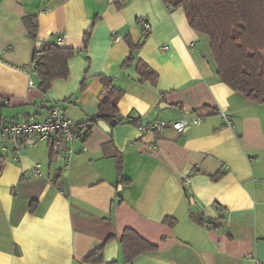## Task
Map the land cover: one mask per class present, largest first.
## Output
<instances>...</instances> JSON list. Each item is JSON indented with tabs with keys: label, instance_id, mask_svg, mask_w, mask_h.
<instances>
[{
	"label": "crops",
	"instance_id": "0c3cea01",
	"mask_svg": "<svg viewBox=\"0 0 264 264\" xmlns=\"http://www.w3.org/2000/svg\"><path fill=\"white\" fill-rule=\"evenodd\" d=\"M28 16L37 21L34 39ZM139 18L150 24L147 36ZM43 42L78 51L68 77L46 93L30 72ZM129 42L135 62L121 68ZM139 61L157 73L155 85L139 82ZM216 73L208 38L161 0H0V123L38 120L55 104L73 123H86L98 112L99 76L123 92L121 119L135 112L167 123L144 134L127 123L110 132L92 124L84 142L61 143L51 154L43 140L18 158L0 138V264L122 262L125 229L157 247L131 264H254L248 255L264 241V104L249 103ZM195 117L201 123L183 132L170 126ZM117 152L127 184L117 177ZM100 247L102 261L84 263Z\"/></svg>",
	"mask_w": 264,
	"mask_h": 264
},
{
	"label": "trees",
	"instance_id": "16d2710c",
	"mask_svg": "<svg viewBox=\"0 0 264 264\" xmlns=\"http://www.w3.org/2000/svg\"><path fill=\"white\" fill-rule=\"evenodd\" d=\"M161 1L169 9H182L189 27L199 35L208 38L211 56L217 67L218 80L249 103L264 104V0ZM23 23L29 37L34 39L37 31L35 17H25ZM89 34L90 30L83 37L82 51L85 54ZM129 47L130 53L123 60L121 68L129 67L135 62L134 51L137 46L129 42ZM77 53L78 51L73 48H63L47 42H43L33 53L30 72L37 79L38 88L42 93L49 90L52 82L68 77V61ZM135 71L140 83L156 84L157 73L142 61L136 63ZM99 78L102 90L99 95L97 115L86 123L76 124L82 142L90 136L92 124L101 121L107 125L110 132L120 123L117 105L123 92L113 86L110 77L99 76ZM85 82L86 79L80 83L79 91L85 88ZM3 106L0 102V108ZM115 162L119 183H129L123 178L121 153H115ZM60 176L61 173L56 172L52 182L56 183ZM220 177L221 174L217 173L211 179L216 181ZM32 206L33 203L30 205L31 211ZM163 221L169 226H173L176 222L168 217ZM119 246L122 262L113 261L108 264H131L137 256L157 249L132 229L123 230ZM102 250L103 247H100L93 251L86 257L84 263H100Z\"/></svg>",
	"mask_w": 264,
	"mask_h": 264
},
{
	"label": "built area",
	"instance_id": "2783aa9c",
	"mask_svg": "<svg viewBox=\"0 0 264 264\" xmlns=\"http://www.w3.org/2000/svg\"><path fill=\"white\" fill-rule=\"evenodd\" d=\"M137 23L141 28V34L147 36L150 32V24L140 18ZM113 38L115 41L119 40L117 36H113ZM61 42V38L55 39V43L60 44ZM28 86H33L30 80L28 81ZM220 116L224 126L230 128L232 126L230 116L224 112ZM120 123L130 124L142 134L162 131L167 125L166 122L159 120L143 121L135 112L120 119ZM200 123V118H183L172 122L170 126L176 132H183L189 126L199 125ZM0 138L3 142H9L12 145L14 156L18 158L24 149L31 148L40 141L47 140L50 142L51 150L55 153L60 149L61 143L71 144L80 140V135L77 125L68 118L66 112L58 104H55L38 120H30L25 115L16 120H4L0 124ZM33 172L34 174L39 173V165L33 168ZM213 208L218 210L219 205L213 204ZM248 258L254 264H260L255 252L250 253Z\"/></svg>",
	"mask_w": 264,
	"mask_h": 264
},
{
	"label": "water",
	"instance_id": "95a60500",
	"mask_svg": "<svg viewBox=\"0 0 264 264\" xmlns=\"http://www.w3.org/2000/svg\"><path fill=\"white\" fill-rule=\"evenodd\" d=\"M97 126L105 131L108 130V127L105 123L98 121ZM257 260L260 264H264V241H261L257 245Z\"/></svg>",
	"mask_w": 264,
	"mask_h": 264
}]
</instances>
